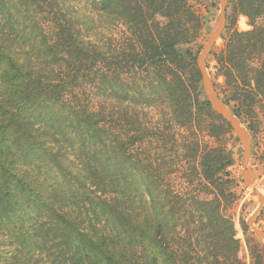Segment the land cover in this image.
<instances>
[{
  "label": "trees",
  "instance_id": "trees-1",
  "mask_svg": "<svg viewBox=\"0 0 264 264\" xmlns=\"http://www.w3.org/2000/svg\"><path fill=\"white\" fill-rule=\"evenodd\" d=\"M98 1L129 34L110 55L74 31L70 2L0 0V264H244L222 211L232 197L219 184L230 154L219 144L175 140L194 108L206 115L209 136L237 140L202 96L195 56L180 49L215 3ZM229 7L248 29L219 48L232 93L222 100L251 107L264 91V58L245 64L264 57V25L255 23L264 0H228ZM182 67L188 78L177 73ZM139 75L146 77L128 82ZM155 96L164 103L155 105ZM157 106L169 111L166 127L139 115ZM242 123L253 137L252 124ZM173 151L191 152L180 160L182 176L191 166L212 199L173 188L164 162ZM246 238L251 264H264V246Z\"/></svg>",
  "mask_w": 264,
  "mask_h": 264
},
{
  "label": "rangeland",
  "instance_id": "rangeland-1",
  "mask_svg": "<svg viewBox=\"0 0 264 264\" xmlns=\"http://www.w3.org/2000/svg\"><path fill=\"white\" fill-rule=\"evenodd\" d=\"M59 1L70 2L71 6L76 9L77 13L73 10V15H75L74 21H76L74 22L73 29L78 33L81 39L91 42L92 44H96L101 48V52L106 53L107 55L113 54L114 50L116 51L118 47L121 49L122 47L125 48L126 38L129 37V34L126 32V28L119 24L112 14L102 11V7L100 6L98 0ZM200 1L201 3L199 4L206 6H209L212 2L215 3V5L208 9V19L205 22V26L198 32L195 40L188 45L180 47L182 51L188 49L192 55L195 56V59L199 55L205 43L208 41L219 11V4L215 0ZM191 4L194 5V7L200 6L198 3L192 1ZM155 19L161 23L167 22L165 18L160 16H155ZM255 23L260 26L264 25V16L261 15L260 18H257ZM246 29H248L247 20L241 16L239 9H237V12L233 13L232 9H230V7L228 8L227 0L225 28L217 44L211 50V53L215 52V56L210 53L205 61V67L207 68L211 81L213 85L216 84L218 87L216 92L223 100L232 99V93L226 82V78L222 75V71H220V67L217 63L218 55H220L219 48L222 47L224 49V44L229 41L230 35L233 37V33H236V31H243ZM263 58L264 57L259 58L258 56L251 55V57L247 58L245 65H247L248 68L258 67L263 62ZM176 71H178L177 73L183 78H188L190 75V70L187 67H182L180 70L177 69ZM144 77H146V75L135 76V78L132 76L128 82H132L134 84L136 80L140 82ZM148 79H153V76L151 75ZM254 86L255 85L252 83V87ZM257 91L258 97L254 100L255 102L251 107L242 106L240 101H230L228 106L233 113H239V119L241 122H249L254 128V138L249 133L251 137V149L248 163L246 165V172L251 179L250 185H247L245 182L241 166L243 156L241 143L230 136H226L219 141L215 137L209 136V133L207 132L208 130L205 129L208 125L207 117L197 111V108L193 109V115L186 122L187 125L184 129L176 132L177 137L175 138V140L180 142L184 141L186 138L190 141L194 138L199 139L200 147L202 148L207 145L215 146L219 144L225 149L226 153L230 154L232 165L226 169L229 175L222 176L219 184H222L220 185V188H227L228 193H230L232 197L228 198L227 202L225 201L222 203V211L233 221L235 237L240 241L239 258L244 264H251L246 237L253 238L257 243L264 246V241L255 236L251 227L248 225V220L253 216L252 227L259 228L261 231H264V214H262V212H264V91L261 87H259ZM202 96L205 97L204 93ZM154 99L157 100L155 105H160V103L163 102V99L160 97L155 96ZM243 105H245V103ZM153 108L141 111L139 114L140 117L148 118L152 122H157L156 124L159 123L160 125L166 127L167 124L165 114L167 116V112L169 111L158 106ZM242 124L244 126V123ZM168 146H170V148L172 147L170 144ZM184 154L187 157H185V159H189L188 157L191 155V152L187 153L186 151ZM183 155L181 156L179 153V155L176 156L173 151L170 152V158H165L164 162L172 168V172L169 174L167 179H169L173 188L179 193L183 194L191 191L200 199H212V195L209 194L210 191L213 192L212 187L204 188L195 174L190 176L191 170L189 169H191V166L185 170V174L183 176L190 179L193 184L192 186L186 185L184 178H182L183 170L181 169L183 168V164L180 162ZM174 166H176V169ZM225 181L228 182L225 183ZM254 190H258L259 194L254 192ZM242 220H244L248 227L247 235H245L241 229L240 223Z\"/></svg>",
  "mask_w": 264,
  "mask_h": 264
},
{
  "label": "water",
  "instance_id": "water-1",
  "mask_svg": "<svg viewBox=\"0 0 264 264\" xmlns=\"http://www.w3.org/2000/svg\"><path fill=\"white\" fill-rule=\"evenodd\" d=\"M219 4V11L212 28L210 37L208 41L203 46L199 55L196 58V65L201 75V84L202 90L205 95L206 100L208 101L211 110L219 117H221L230 127L233 135L241 143L243 148L242 156V169L247 185L251 184V179L246 172V165L248 163L250 149H251V137L247 132L246 128L243 126L240 119L231 111V109L225 105L224 101L220 98L216 89L211 81L207 68L205 67V61L210 55L211 50L217 44L218 40L221 37V34L225 28L226 23V6L227 0H215ZM253 217L248 220V225L251 227L252 232L255 236L259 238L264 237V231H261L259 228L252 227Z\"/></svg>",
  "mask_w": 264,
  "mask_h": 264
},
{
  "label": "bare ground",
  "instance_id": "bare-ground-1",
  "mask_svg": "<svg viewBox=\"0 0 264 264\" xmlns=\"http://www.w3.org/2000/svg\"><path fill=\"white\" fill-rule=\"evenodd\" d=\"M254 192H256V193H258L259 194V191L258 190H254ZM253 217V216H252ZM251 219V218H250ZM262 239V241H264V237L263 238H261Z\"/></svg>",
  "mask_w": 264,
  "mask_h": 264
}]
</instances>
